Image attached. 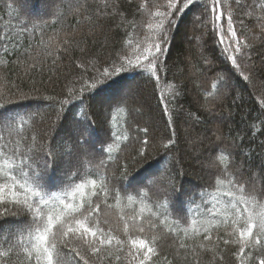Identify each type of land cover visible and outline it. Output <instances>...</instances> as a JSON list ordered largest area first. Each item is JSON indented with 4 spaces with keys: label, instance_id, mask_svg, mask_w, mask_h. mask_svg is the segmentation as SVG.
<instances>
[{
    "label": "trees",
    "instance_id": "obj_1",
    "mask_svg": "<svg viewBox=\"0 0 264 264\" xmlns=\"http://www.w3.org/2000/svg\"><path fill=\"white\" fill-rule=\"evenodd\" d=\"M242 4L238 7L235 0H221L225 14L214 25V18L199 5L178 15L167 43L162 45L164 54L156 62L155 75L145 70L148 62L143 61L145 68L105 78V68L112 72L113 66L120 67L125 54H134L137 44L149 46L156 39L147 27L155 20L144 7V0H107V5L105 0H0V36L10 34L14 38L0 46V112L6 117L17 116L11 129L0 126L4 137L0 144L15 148L19 141L18 151L32 157L37 153L43 156L48 149L62 154L59 164L49 172V183L52 191L67 190L61 181L55 187V173L61 163L64 165V151L74 152L77 147L75 137L68 134V124L83 120L88 126L87 141L92 138L98 144L100 136H110L112 143L104 148L105 164L101 160L100 167L89 165L84 174H69L77 176L75 183L96 181L94 187L89 184L85 188V195L99 192L102 186L109 189L113 235L149 240L160 253L157 264H183L176 258L175 241L181 238L190 245L220 244L215 254L197 248L200 264H238L232 254L236 246L216 241V230L210 242L202 236L185 237L184 230L191 232L193 220L209 217L217 200L226 199L222 194L229 180L257 187L256 175L257 189H264V0H242ZM229 14L234 18L236 38L228 31ZM235 39L242 46L248 45L243 54L233 53L229 47ZM230 54L239 58V71L232 66ZM240 71L249 79L244 80ZM191 74L194 79L189 78ZM121 94L128 99L119 100ZM25 96L38 103L29 115L22 111L34 104L23 101ZM142 96L143 106H153L150 115L163 123L160 135H153L147 124H140L138 113L132 111ZM22 101L23 106L18 103ZM63 101L67 103L62 105ZM102 105L109 106L106 113L99 114ZM61 119H65V129L57 140L55 127ZM213 119L220 126L219 132L211 126ZM19 124L23 128L14 130ZM184 130L193 137H203L190 142L193 150L208 151L206 157L188 155L190 142L183 138ZM142 181L145 187L129 191ZM113 189L119 190L118 207L112 198ZM121 215L125 219L132 215L151 217L157 227L146 228L143 234L130 227L125 235ZM26 217L23 212L18 217L0 216V253L15 243L27 224ZM166 225L176 231H169ZM103 227L108 231L109 226ZM224 231L222 227L219 234ZM130 247L126 245L125 252ZM124 254H120V261L104 258L103 264H127ZM0 264L27 261L18 247L7 257L0 256Z\"/></svg>",
    "mask_w": 264,
    "mask_h": 264
},
{
    "label": "snow or ice",
    "instance_id": "obj_2",
    "mask_svg": "<svg viewBox=\"0 0 264 264\" xmlns=\"http://www.w3.org/2000/svg\"><path fill=\"white\" fill-rule=\"evenodd\" d=\"M238 7H242V0H235ZM107 5V0H105ZM201 6L203 12L211 18L213 25L216 20L224 16L221 7V0H164L163 3L144 0V7L148 9L150 17L155 23H148L156 39L149 46L136 45L134 54H125L120 63V67H114L112 72L104 69L105 78L115 76L120 72H126L135 68H145L143 61H147L146 71L155 75L157 63L164 54L163 44L167 43L168 33L176 21L178 15ZM84 7V5H81ZM155 11H152V9ZM163 9V10H161ZM264 22V17L261 18ZM234 18L231 14L227 16L228 31L232 37H237L234 28ZM10 34L0 36V46L5 42H11ZM132 41H129V45ZM243 45L239 39L234 40V45L230 44L233 53L243 54ZM7 52V48L4 49ZM229 59L235 70H240L242 65L238 62V57L230 54ZM252 71L251 68L248 69ZM240 76L244 80L249 77L240 71ZM158 78V77H157ZM226 83V82H225ZM96 87V85H92ZM27 99V97H24ZM62 105L67 101L61 102ZM3 105H0L2 108ZM17 116H5L0 112V126L12 128L16 123ZM23 124L16 126L19 130ZM88 126L83 120H73L68 128V134L75 137L76 144H81V137H85ZM145 133L148 129H143ZM0 140L4 137L0 135ZM84 143H88L85 138ZM144 145L147 140L142 142ZM172 141L169 140V144ZM20 142L16 141L15 148H9L0 144V216L7 218L9 215L19 216L21 212L27 214V224L22 227L21 234L8 251L0 253V256L7 257L9 252L16 248H21L25 255L27 264H103V259L121 260V253L127 264H157L160 253L152 246L149 240L142 238L128 237L127 240L120 239L113 235L114 229L110 226L109 211L113 205L108 202L109 189L102 186L100 191H92L91 195H85V188L91 184L95 186L96 181H85L75 183L77 176L69 174L61 179V184L67 190L52 191L49 183L50 174L62 159V154L53 153L51 149L45 150L43 156L37 153L35 157L27 156L24 152H19ZM67 148V145H65ZM56 155L58 159L54 160ZM63 155H73V151H66ZM87 152H81L80 157L87 156ZM77 158L80 166H83V159ZM51 165V168H50ZM231 175V174H230ZM223 184V181H217ZM55 187H58L57 185ZM101 193L103 195H101ZM223 197L218 199L215 211L207 218L197 222L192 221L191 232L184 230V236L195 239L203 237L204 241H213V232L216 230L215 240L224 245L232 244L237 251L233 252L238 260V264H250L255 260V264H264V189H257L255 185H246L228 181V186L223 191ZM95 199H92V197ZM112 198L119 206V190H112ZM132 199L131 196L128 197ZM143 212V208H141ZM156 215L153 213V216ZM123 221L124 233L127 235L129 228L143 234L146 228L155 229L157 225L152 222L151 217L144 219L142 216L132 215ZM143 221V222H141ZM160 224H164L161 220ZM198 224V227H197ZM109 226L108 231L105 227ZM168 230H176L167 226ZM224 228V234H219V229ZM225 236L229 237L225 239ZM154 242V241H153ZM131 247L125 252L126 245ZM176 258L183 264H200L201 251L215 254L220 244L215 243L211 247H206L204 243L187 244L181 238L175 241ZM183 250V254H181ZM253 253H256L253 256ZM165 259L167 257L165 256ZM219 259H223L222 256ZM171 264V261H169Z\"/></svg>",
    "mask_w": 264,
    "mask_h": 264
},
{
    "label": "rangeland",
    "instance_id": "obj_3",
    "mask_svg": "<svg viewBox=\"0 0 264 264\" xmlns=\"http://www.w3.org/2000/svg\"><path fill=\"white\" fill-rule=\"evenodd\" d=\"M190 79H194L195 78V76L193 75V74H191L190 75V77H189ZM124 91H125V89H124ZM120 92V91H119ZM123 92V91H122ZM88 94H90V93H88ZM126 95H127V93H126ZM91 96V95H90ZM121 97H120V99L119 100H124V99H128L127 97H125V95H123L122 96V94L120 95ZM145 98V97H144ZM148 98V97H147ZM138 101H136V103H138L139 105H137L136 107H134V109H132V111H133V113H138V115L139 116H137L138 117V119H139V123L140 124H142V123H145V124H147L148 126H149V128H150V130H151V133L153 134V135H155V134H161V133H163L162 131H163V123L161 122V121H159L158 119L159 118H157V117H155L153 114V117H152V115H150V112L152 111V109H153V106H151V105H149V107H146V106H143L144 105V103H143V101H144V99H143V96L142 97H138ZM23 101H27L28 103H31V104H34L31 108H28V109H24L22 112L23 113H25L26 115H29L30 113H32V112H35L34 111V109H35V104H38V103H36L35 101H33V100H30V99H25V100H23ZM18 102V103H22V104H20L21 106H23V104H24V102ZM18 103H15V104H18ZM130 104H132L131 102H129ZM19 105V106H20ZM30 105V104H29ZM104 105H102V108H101V113H99V114H102V113H106V110H107V108H108V106L109 105H107L106 107H103ZM136 108H139L140 109V111L139 112H136ZM90 109L92 110V111H96L95 109L96 108H94V107H92V106H90ZM98 110V112H100L99 111V108L97 109ZM140 113V114H139ZM96 114H98L97 113V111H96ZM92 115V114H91ZM91 119L92 120H94V115H92V117H91ZM65 120V119H64ZM63 119H61V120H58V122H59V127H55V130H57V131H55V137H57V140L59 139V138H61V136L62 135H60L59 136V133L60 132H63V130L65 129L64 127H63V121H64ZM67 125V124H66ZM69 125L70 124H68V128H69ZM211 126H213V128L215 129V130H217L218 132H219V130H220V126H219V124H218V122L215 120V119H213L212 120V125ZM182 136H183V138H186V140L188 141V142H190V141H192V142H194V141H201V139H203V137L202 136H200V137H198V138H196V137H193V136H191V134H187L186 132H185V130L183 131V133H182ZM50 137H51V135H50ZM147 139H149L150 137H148V136H145ZM85 138H87L88 139V134L85 136V137H81V144H83V148H81V146L80 145H77L76 144V140L74 141V143L76 144V146L77 147H75V151L73 152V155H71V156H69V155H66V157H65V160H64V165H62V163L60 164V167H58L60 170H58L56 173H55V175H56V185L59 187L60 185L58 184V181H61V179L62 178H66L67 176H68V174L69 173H71V174H73V173H79L80 175L81 174H84L88 169H89V165L92 167H100V162H101V160L102 161H104V164L106 163V158H107V154L106 153H104L103 151H104V148H105V146H107L110 142L112 143V140H111V138H110V136H109V138L108 137H101L100 136V141L98 142V144H95V141H91L92 140V138H91V140L90 141H88V143H84V140H85ZM159 137H157V139H158ZM55 140H56V138H54ZM156 142V141H155ZM54 144V143H53ZM72 147V146H71ZM194 147V144H192L191 142H190V152H188V155L189 156H191V157H195V156H201L202 154H203V156L204 157H206L207 155H208V151L207 152H202V151H198V150H193L192 148ZM102 149V150H101ZM192 149V150H191ZM94 150H97V151H94ZM70 151H72V150H70ZM64 152H66V151H64ZM81 152H87L88 153V155L87 156H83V157H80V154H81ZM65 156V155H64ZM202 156V157H203ZM78 157H80L81 159H83V166H80L79 165V163H78V160H77V158ZM53 159L55 160L56 158H55V156H53ZM152 164H154V163H152ZM50 167H51V165H50ZM207 169L208 170V168H206L205 166H203V169ZM61 169H63V170H61ZM201 169V168H200ZM241 171H243V166H241ZM206 170V171H207ZM162 171V170H161ZM153 174H150V177L152 176ZM155 176V175H154ZM254 180H255V184L257 185V187H259L260 185L258 184V181H259V178L256 176V175H254ZM153 179V178H152ZM142 185H140V186H134V187H129V191H132L134 188L135 189H141L142 187H145L146 186V182H144V181H142V183H141ZM142 186V187H141ZM62 187H64V185L62 184ZM186 205H187V203H185L184 204V208H187L186 207ZM182 211H185L186 212V210H182ZM180 213V212H179ZM180 215L182 216V214L180 213Z\"/></svg>",
    "mask_w": 264,
    "mask_h": 264
}]
</instances>
